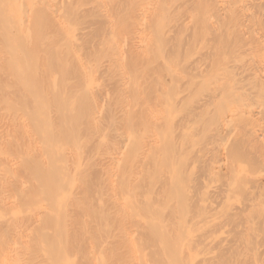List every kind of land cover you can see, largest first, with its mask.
Segmentation results:
<instances>
[{
	"label": "bare ground",
	"instance_id": "6f19581e",
	"mask_svg": "<svg viewBox=\"0 0 264 264\" xmlns=\"http://www.w3.org/2000/svg\"><path fill=\"white\" fill-rule=\"evenodd\" d=\"M0 264H264V0H0Z\"/></svg>",
	"mask_w": 264,
	"mask_h": 264
}]
</instances>
